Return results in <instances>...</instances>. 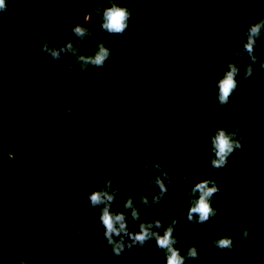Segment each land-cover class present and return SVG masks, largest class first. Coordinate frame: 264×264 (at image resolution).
<instances>
[{
    "label": "trees",
    "instance_id": "obj_1",
    "mask_svg": "<svg viewBox=\"0 0 264 264\" xmlns=\"http://www.w3.org/2000/svg\"><path fill=\"white\" fill-rule=\"evenodd\" d=\"M8 3L7 17L0 15V264H19L22 258L65 264L69 257L72 264H123L105 253L99 213L86 209L80 178L95 177L102 184L117 175L124 190L120 204L128 182L137 179L131 170L153 160L172 173L173 183L148 220L170 222L171 212L181 225L177 247L196 244L204 264H264V95L237 76L239 91L229 105L217 108L215 88L231 50L264 18V0H118L133 10L131 29L123 36H106L100 29L94 7L107 6L106 0ZM88 12L96 39L85 41L81 54L104 42L114 57L107 68L81 73L91 90L71 95L74 78L64 69L69 55L63 61L44 58L38 41L47 37L64 46L67 33ZM256 54L264 58V47ZM44 59L48 67H42ZM256 68L251 79L259 77L264 87ZM66 108H73V115L65 117ZM235 127L244 130L245 148L226 168L214 169L209 137L217 128ZM178 168L190 177L187 187L179 182ZM204 179L216 180L222 194L213 201L219 209L215 222L201 239L200 225L186 223L184 201L188 188ZM73 222L85 230L84 237L73 235ZM244 227L251 238L242 247L232 252L212 247L211 240L220 236H231L238 245ZM26 244L33 246L27 253ZM129 264H165V258L150 243L143 252L131 250Z\"/></svg>",
    "mask_w": 264,
    "mask_h": 264
},
{
    "label": "clouds",
    "instance_id": "obj_2",
    "mask_svg": "<svg viewBox=\"0 0 264 264\" xmlns=\"http://www.w3.org/2000/svg\"><path fill=\"white\" fill-rule=\"evenodd\" d=\"M105 3H97L94 12L100 16V29L105 35H126L133 23V10L131 6H122L118 0H106ZM9 11L8 0H0V15L7 17ZM91 13L84 17V22L78 23L67 33V42L64 46L58 47L47 37L38 41L40 55L44 58L50 57L53 61H63L64 55H69V60L64 66L67 74L74 78L75 87L71 95L79 94L83 96L91 90V85L84 80L81 73L87 75L90 68H107L113 60L114 50L106 43L100 42L91 54H81V45L96 37L88 22ZM245 39L241 45L231 50V59L227 60L224 74L215 85L217 108H224L231 103V98L239 91V81L237 76H242L245 81L251 80L247 87L253 89L257 94L264 95V87L261 86L259 77L251 79L253 73L259 68V76H264V58L256 54V49L264 47L261 40L264 38V18L252 23L244 32ZM31 37H29V41ZM32 41V40H31ZM34 43V42H33ZM2 50V49H0ZM250 58L246 63L245 59ZM42 67H48V60L42 61ZM73 81H67L70 86ZM79 110V105H76ZM65 117L73 115V108L64 110ZM242 127H235L232 130L227 128H217L209 137L211 145V155L209 164L214 169H224L228 166L229 158L236 152L245 148L246 136L243 135ZM184 168V167H183ZM183 168L179 169V182L186 187L190 177ZM154 169V171H153ZM132 177L127 184L126 199L117 204V197L124 191L117 182V175H110L102 184L96 182L95 177L85 176L80 178V187L87 196L86 209L92 215L99 213V224L103 228V236L106 240L105 253L114 258H122L123 264H129V253L133 249L143 252L146 246H156L165 258V264H188L190 260H198L204 264V257L201 250L194 245H190L183 250L177 247L180 241L175 233L180 229L179 221L168 213L170 222L162 221L158 216L154 220L147 217L154 215V210L162 202L169 187L173 183L172 173L158 160H153L151 164L143 163L131 170ZM143 173H148V178L144 179ZM157 189L158 191H150ZM134 193H142L134 195ZM217 194H222L218 182L214 179H204L189 187L184 201L187 209L186 223L200 225V238L205 239V233L210 229L207 227L215 222L219 209L213 201ZM177 195L174 193L173 196ZM172 203V198H169ZM173 204V203H172ZM174 205V204H173ZM136 224L135 230H130V226ZM85 230L76 222H73V235L77 239L85 236ZM251 238V231L248 227L241 230L239 244L231 236H220L211 240L212 247L220 252L235 251L237 246L242 247L245 241ZM33 246L25 245V252ZM216 253H212L215 255ZM127 255V258L125 256ZM140 258L139 256L137 257ZM19 264H30L29 259H20ZM65 264H72L71 258H66Z\"/></svg>",
    "mask_w": 264,
    "mask_h": 264
}]
</instances>
